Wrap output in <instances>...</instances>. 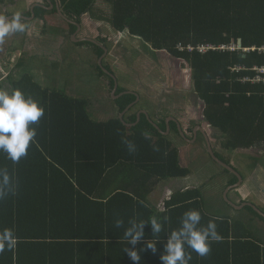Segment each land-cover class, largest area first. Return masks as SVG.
Listing matches in <instances>:
<instances>
[{
    "label": "trees",
    "instance_id": "obj_1",
    "mask_svg": "<svg viewBox=\"0 0 264 264\" xmlns=\"http://www.w3.org/2000/svg\"><path fill=\"white\" fill-rule=\"evenodd\" d=\"M97 2L109 6L112 30L128 33L152 51L166 52L187 65L192 87L205 104L203 115L221 133L224 150L264 151V85L243 82L254 80L256 71L264 68V0H51L53 10L36 6L17 13L28 26L26 17L34 14L47 24L60 12L67 34L72 35ZM56 26H47L44 34L64 33ZM71 44L90 45L99 56L106 52L89 41ZM20 45L19 41L11 48L6 38L0 43L2 73L8 74L4 81L8 88L1 83L0 89H20L45 111L33 125L36 142L27 157L13 164L0 153V167L8 168L18 181L16 194L0 200V228H13L19 241L14 250L0 254V264H132L124 252L128 245L123 229L115 227V220L127 223L133 217L153 215L167 217L163 230L152 237L146 226L144 240L136 247L144 249L140 264H162L163 242L189 210L200 212L204 226L215 222L221 237L211 243L206 257L186 249L192 255L190 264H264V235L253 225L255 221L264 225V207L256 212L250 206L236 209L230 204L239 215L249 211L254 218L250 224L243 216L209 214L204 187L154 196L161 182L191 176L165 123L157 117L152 120L147 103L140 108V96L133 94L115 100L118 116L93 120L89 100L42 86L22 55L14 60ZM180 45L216 49L201 54L182 51ZM22 69L18 78L15 72ZM104 69L98 64L96 70L92 67L99 80L110 81L112 91L118 87L115 96L126 92L116 85V75L110 77ZM135 109L143 110L140 120L133 114ZM172 126L180 135L177 124ZM127 141L133 143L134 152H129ZM236 183L237 177L232 176L229 184ZM150 239L159 240L155 254L145 247Z\"/></svg>",
    "mask_w": 264,
    "mask_h": 264
},
{
    "label": "rangeland",
    "instance_id": "obj_2",
    "mask_svg": "<svg viewBox=\"0 0 264 264\" xmlns=\"http://www.w3.org/2000/svg\"><path fill=\"white\" fill-rule=\"evenodd\" d=\"M27 3L29 5L37 3L47 5V2L43 0H13V2L0 0V12L6 15L9 11L14 15L20 10L23 11L25 6H28L26 5ZM96 4L92 14L85 15L86 19H83V21L87 22L89 26L86 32L79 34V38H92L93 36L98 38L100 31H98V26L93 20H98L100 23L103 22V34L96 40L104 39L108 42L110 53L106 58V63L109 69H113L118 86L126 90L137 91L141 95L139 96L143 98L142 104L144 106L140 104V108H145L148 102L147 106L150 108L148 110L151 112H149L150 117L154 121H156L157 106H161L159 110L160 112H165V116L178 112V116L183 119L185 127L188 125V118L194 120L192 126L201 125L208 135V140L215 152L226 163H230L232 167L237 169L239 175L245 178L242 184L237 187L238 189L236 188V191L228 192L229 200H236L238 204L241 203L242 199L252 200L255 204L264 207V191H262L264 190L263 149L224 150L221 147L223 140L221 133L211 128L203 115L205 104L198 98L192 87L191 71L187 65H184L181 60L169 56L166 52L155 53L147 46H144V43H140L138 39L130 38L128 33H124L120 39L118 36V41H122L121 43H119L120 41L112 40L110 38L112 27L108 20L111 14L109 6L102 2H97ZM53 18H50L47 24L45 23V29L50 25H60L61 20L56 18V16ZM39 23L41 24L42 22L39 21ZM30 25L35 29L34 22ZM30 25L26 29L23 39L19 36V33L6 37L7 46L11 48L19 46V40L23 41V46L17 49L18 52L15 53L14 60L22 54L21 51L27 53L26 60L32 62L30 65L33 67L32 70L37 83L51 90H63L71 98L89 100L93 120H108L110 117L118 116L109 81L105 78L99 80L95 75V71H92V65L99 64L97 62L99 61L97 53H94L93 49L87 46L74 47L68 42L69 35L67 34L62 33L58 37H49L48 33H35V30H31ZM56 28L61 29L62 26H56ZM36 35H38L37 39H40L42 44L35 42L37 40L35 39ZM19 37L21 38L19 39ZM108 39L113 45L109 44ZM127 42H131L134 45L127 46L130 45ZM63 56L67 58L66 60H69L67 63H64L66 60L64 61ZM1 61L2 57H0V84L2 83L5 86L4 81H6L8 74L3 76V63ZM54 62H57V64H54ZM23 70L16 71L15 75L19 78L24 73ZM164 72L167 73L166 76H164ZM153 79H155V82ZM7 88L8 86H5V89ZM147 92H150V97L153 96L155 101H147ZM163 106L169 108L167 109L168 111H164ZM139 110H133V114L138 116L141 113V110L140 112ZM161 116L163 117L164 114ZM171 118L174 117H169L168 119ZM173 137L172 141L179 148L183 165L187 166L191 171L189 178L180 179L178 183L186 181L188 185L204 187L203 195L209 214L218 216L232 215L233 218L243 216L247 217L249 219L248 222L252 224L253 215L247 210H243L239 215L230 206V201L225 197L233 175L231 173L227 174L212 159L206 141L200 138L193 143H188V141L180 137L177 140L175 134ZM176 184V181L173 180L162 182L158 185L154 196H162L168 188L173 189L174 192L177 191L178 186ZM254 210L260 212L261 208ZM253 225L260 232V235L263 236L264 225L257 221ZM256 229L254 228L255 231Z\"/></svg>",
    "mask_w": 264,
    "mask_h": 264
},
{
    "label": "clouds",
    "instance_id": "obj_3",
    "mask_svg": "<svg viewBox=\"0 0 264 264\" xmlns=\"http://www.w3.org/2000/svg\"><path fill=\"white\" fill-rule=\"evenodd\" d=\"M27 24L20 13L9 17L0 15V43L14 33H23ZM44 108L31 96H26L20 89L11 92L0 89V153L13 164H18L22 158L28 156L29 148L35 144L37 124L44 116ZM122 138V143H125ZM129 144V152L135 149ZM18 187L14 173L6 167H0V200L10 195H15ZM167 217L163 219L153 215L148 219L133 217L125 223L123 219L115 220V227L123 229V239L127 241L124 252L132 261V264H140V252L137 245L144 240L145 227L150 226L152 237H158L163 230ZM180 226L170 231L166 241L163 242V250L159 259L162 264H190L192 255L186 249H191L200 257H206L211 252V243L220 240L216 230L217 225L209 221L206 226L201 224V214L197 210L185 212L180 219ZM158 239L145 241V247L153 254L157 252ZM18 237L13 228H0V254L12 251L18 244ZM130 246V247H129Z\"/></svg>",
    "mask_w": 264,
    "mask_h": 264
},
{
    "label": "flooded vegetation",
    "instance_id": "obj_4",
    "mask_svg": "<svg viewBox=\"0 0 264 264\" xmlns=\"http://www.w3.org/2000/svg\"><path fill=\"white\" fill-rule=\"evenodd\" d=\"M16 1H19V0H16ZM20 1H23V0H20ZM43 1H46L47 2V5H44V4H42V3H37V4H30L29 5V3H27L26 5H28V6H25V8H24V10L22 11V13L23 12H25V11H33V9L36 7V6H43V7H47L49 10H53L54 9V6L53 5H51V0H43ZM58 4V3H57ZM30 6V7H29ZM3 11V10H2ZM27 11V12H28ZM9 13H10V15H9ZM0 15H3V13L2 12H0ZM15 15V14H14ZM87 15V14H86ZM6 16H9V17H11V16H13V14L11 13V12H9L8 11V13L6 14ZM56 16V18H58V19H60V18H63V16H62V14L60 13V12H58V15H55ZM85 16V15H84ZM84 16L82 17V21H83V19H84ZM26 17V16H25ZM29 21H30V24L32 23V22H34V24H35V22L37 23V21L39 22H42L41 24H42V29H41V32H42V34H44V32H45V30H47L48 29V27L45 29V23L46 22H44L42 19H37V18H33L32 16H30V17H26ZM36 20V21H35ZM61 20V19H60ZM78 25V24H77ZM29 26V25H28ZM28 26H27V28H28ZM57 26H62V29H63V32H64V34H67L68 33V31L66 30V26L61 22L60 23V25H57ZM30 28L32 29V26L30 25ZM27 31V30H26ZM26 31L25 32H23V33H19V36H21L22 37V39H23V35L26 33ZM84 31H83V22L82 23H80L78 26H77V29H76V31H75V33L74 34H72V35H69V38H68V42H69V39L71 38V43L72 42H74V43H78V42H83V41H89V42H93L94 44H96L97 46H99L100 48H104L105 50H106V52L102 55V56H99L98 54H97V57H98V60L99 61H97V62H99V64L98 65H100V67L102 68V69H104L106 72H108V76H113V78H114V72H113V69L111 68V69H109V67H108V64L106 63V58H107V56H109V53H110V49H109V45H108V42L107 41H105L104 39H102V40H96V39H98L100 36H101V34H103V28L101 27V30H100V35H99V37L98 38H95V39H90V38H87V37H80L79 38V34H82ZM62 34V33H61ZM61 34L60 35H57V36H55V37H58V36H61ZM116 34H118L119 35V39L121 38V36L124 34V33H116L115 32V35ZM33 35V34H32ZM68 35V34H67ZM113 34L111 33L110 34V38L112 39V40H116L117 42H119L118 41V38H117V36H112ZM34 36V35H33ZM21 37H19V39L21 38ZM38 37L37 36H35V39H37ZM124 40H126V39H124ZM20 42H21V45H20V47L22 48V46H23V41L22 40H19ZM108 41H109V39H108ZM35 42H37V44L40 42L41 43V41H40V39H37V40H35ZM122 41H120L119 43H121ZM118 43V44H119ZM127 43H129L130 45H127V46H132V45H134V44H132L131 42H127ZM42 44V43H41ZM109 44L110 45H113L112 43H110V41H109ZM65 45H66V42H65ZM89 47V48H91L92 46H90V45H85L84 47ZM151 50V49H150ZM94 51V50H93ZM22 52V54H20V55H22L23 56V58H24V60H25V65H27V67H31V65L30 64H32V62H29V61H27L26 60V57H27V53H25V52H23V51H21ZM94 53H97L96 51H94ZM155 53H161V52H155ZM64 57V56H63ZM176 59H178V58H176ZM103 61H104V65H103ZM179 61V60H178ZM33 62H35V61H33ZM54 64H57V62H54ZM96 65H97V63L96 64H93L92 65V67L96 70ZM31 69H33V67H31ZM31 73H32V75H34V73H33V70L31 71ZM166 72H164V76H166ZM107 78V77H106ZM101 79H103V78H101ZM115 79V81H116V78H114ZM154 80V82H155V79H153ZM109 81V80H108ZM109 83H110V81H109ZM111 84V83H110ZM109 84V85H110ZM116 85H118L117 84V81H116ZM117 87V86H116ZM118 88V87H117ZM177 92H178V90H176ZM113 92H114V90H113ZM116 92H117V90H116ZM180 93V92H179ZM129 95V94H133L134 96H136L137 98L139 97V93L137 92V91H131L130 89L129 90H126V92H124V93H121V94H119L118 96H115V95H113L112 94V96H113V98L115 99V100H117V99H119V98H121V97H124L125 95ZM141 96V95H140ZM150 92H147V101L148 100H152V101H155V99L153 98V96L152 97H150ZM142 99L143 98H141L140 97V101L142 102ZM140 101L136 104V102L134 103V104H132L133 106L135 105V106H138L139 105V103H140ZM147 104H149L148 102H147ZM131 105V106H132ZM151 107H153L152 105H150ZM157 108H158V110L156 111L157 113H155V117H157V118H159V119H161V120H159V123H162V122H164L165 123V126H166V133L168 134V135H171V134H175V132L173 131V126H172V124L173 123H176L177 124V127H178V130H179V132H180V135H178V134H175V135H177V137L179 138H182V139H185L186 141H188V143H193V142H195L196 140H199L200 138H202L204 141H206V143H207V147H208V135L205 133V131L203 130V128L201 127V125H193L192 126V123L194 122V120L193 119H190V118H188L189 120H188V125H187V127H185V124H184V122L182 121L183 119L182 118H180L179 116H178V112L177 113H174V114H172V115H164L163 117L161 116V117H159L158 116V114H160V108H161V106H157ZM163 108H164V111H168L167 109H169V108H167L166 106H163ZM140 112V111H139ZM141 112H143V110L141 111ZM169 114V113H168ZM138 116H140V114L138 115ZM169 117H174V118H171V119H168ZM162 119H163V121H162ZM173 132V133H172ZM184 140V141H185ZM210 143V142H209ZM214 150V149H213ZM214 152H215V150H214ZM216 153V152H215ZM221 161V160H220ZM225 164V163H224ZM232 167V166H231ZM244 180H245V178H244ZM242 182H243V179H242ZM242 182H241V184H242ZM237 184V183H236ZM236 184H232V185H230V187H229V189H228V192L230 191L231 193L233 192V191H236L237 189L236 188H234V186L236 185ZM240 184V185H241ZM233 190V191H232ZM262 191H264V190H262ZM229 199V198H228ZM230 201V200H229ZM230 202H233V203H235L237 206L238 205H241L243 202L244 203H251V204H253L256 208H260L261 206L260 205H257V204H255L252 200H246V199H242L241 200V203H237V201L235 200H233V201H230Z\"/></svg>",
    "mask_w": 264,
    "mask_h": 264
},
{
    "label": "water",
    "instance_id": "obj_5",
    "mask_svg": "<svg viewBox=\"0 0 264 264\" xmlns=\"http://www.w3.org/2000/svg\"><path fill=\"white\" fill-rule=\"evenodd\" d=\"M32 17L34 18L35 15L33 14ZM63 17H64V16H63ZM240 43H241V41H240ZM105 51H106V50H105ZM116 89H117V87L115 86V89H114L113 95H115ZM121 118H123V117H121ZM138 119L140 120V116H138ZM208 149H209V152H210V154H211L212 159H213L217 164H219L224 170L228 171V172L231 173L233 176H236V177H237V184L234 186V188H237L238 186H240V184H241V182H242V177L239 176L238 173H237V172H236L231 166H228V165L224 164L222 161H220V160L217 158L216 153L214 152V150H213V148H212V145H211V143H209V141H208ZM225 197H226L227 200L229 201V199H228V191H227ZM229 203H230L234 208H236V209H241V208H243V207H245V206H250V207H252L253 209H256V207H255L253 204H251V203H244L243 205L241 204V205H238V206H237L235 203H233V202H229ZM261 214H263V213L261 212ZM263 215H264V214H263Z\"/></svg>",
    "mask_w": 264,
    "mask_h": 264
},
{
    "label": "crops",
    "instance_id": "obj_6",
    "mask_svg": "<svg viewBox=\"0 0 264 264\" xmlns=\"http://www.w3.org/2000/svg\"><path fill=\"white\" fill-rule=\"evenodd\" d=\"M96 5H97V4H96ZM96 5H95V7H96ZM94 9H95V8H94ZM94 9H93V10H94ZM93 10L91 11V13H88L87 15H91L92 12H93ZM21 11H22V10H21ZM85 19H86V17L84 16V20H85ZM93 22H94L95 24H97L98 29H99L98 31H100V30H101V27L103 26V22L100 23L98 20H93ZM34 26H35V29L32 28L31 30H33V31L35 30V31H34L35 33H39V32L41 33V29L43 28V27H42V24H40V23L37 21V23L35 22V25H34ZM88 26H89L88 23L83 21V31H84V32L87 31ZM111 33L113 34V35H112L113 37H114V36H117V38H118L119 35H118V34L115 35V31H114V30H111ZM116 33H117V32H116ZM36 36L38 37V35H36ZM87 38L95 39L96 37L94 38V36H93L92 38H91V37H87ZM186 179H187V178H186ZM179 180H180V179H175V180H173V181H176V183H177V184H176V185L178 186V190H177V191L187 189L188 187H192V185H188V183H187L186 181H184V183H178ZM182 180H185V179H182ZM167 181H172V180H167ZM163 182H164V181H163ZM161 183H162V182H161ZM161 183H160V184H161ZM195 186H196V185H195ZM157 188H158V187H157ZM167 191H169V192H173V193H174V190H173V189H169V188H168ZM167 191H166V192H167ZM177 191H175V192H177Z\"/></svg>",
    "mask_w": 264,
    "mask_h": 264
},
{
    "label": "built area",
    "instance_id": "obj_7",
    "mask_svg": "<svg viewBox=\"0 0 264 264\" xmlns=\"http://www.w3.org/2000/svg\"><path fill=\"white\" fill-rule=\"evenodd\" d=\"M216 48L210 45H206V46H199L198 48H194L192 46L185 48L183 46L180 45V50L184 51L187 50L189 52H193V51H198L201 54H205L211 50H215ZM224 49V48H223ZM256 78L254 80H244L243 82H248V84L254 85V84H260V85H264V68L257 70L256 71Z\"/></svg>",
    "mask_w": 264,
    "mask_h": 264
}]
</instances>
